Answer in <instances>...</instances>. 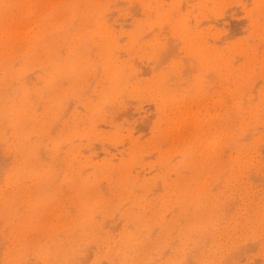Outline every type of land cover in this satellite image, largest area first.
Masks as SVG:
<instances>
[{
    "label": "rangeland",
    "instance_id": "rangeland-1",
    "mask_svg": "<svg viewBox=\"0 0 264 264\" xmlns=\"http://www.w3.org/2000/svg\"><path fill=\"white\" fill-rule=\"evenodd\" d=\"M0 264H264V0H0Z\"/></svg>",
    "mask_w": 264,
    "mask_h": 264
}]
</instances>
